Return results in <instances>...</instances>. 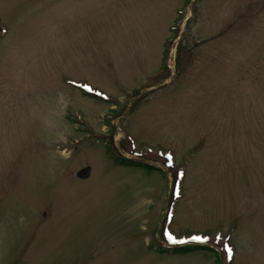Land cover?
<instances>
[{
    "label": "rangeland",
    "instance_id": "obj_1",
    "mask_svg": "<svg viewBox=\"0 0 264 264\" xmlns=\"http://www.w3.org/2000/svg\"><path fill=\"white\" fill-rule=\"evenodd\" d=\"M0 264H264V0H0Z\"/></svg>",
    "mask_w": 264,
    "mask_h": 264
},
{
    "label": "trees",
    "instance_id": "obj_2",
    "mask_svg": "<svg viewBox=\"0 0 264 264\" xmlns=\"http://www.w3.org/2000/svg\"><path fill=\"white\" fill-rule=\"evenodd\" d=\"M116 160L119 163H122V164L140 165V164H138L135 161H131V160H128V159H125V158H120V157H117V156H116ZM145 166H148V165L146 164ZM199 248H205V249H208V250L210 249L208 247H202V246H186V247L177 248L174 251L175 252H186V251H190V250H193V249H199Z\"/></svg>",
    "mask_w": 264,
    "mask_h": 264
},
{
    "label": "water",
    "instance_id": "obj_3",
    "mask_svg": "<svg viewBox=\"0 0 264 264\" xmlns=\"http://www.w3.org/2000/svg\"><path fill=\"white\" fill-rule=\"evenodd\" d=\"M91 173V167H86L78 172L80 178H88Z\"/></svg>",
    "mask_w": 264,
    "mask_h": 264
},
{
    "label": "snow or ice",
    "instance_id": "obj_4",
    "mask_svg": "<svg viewBox=\"0 0 264 264\" xmlns=\"http://www.w3.org/2000/svg\"><path fill=\"white\" fill-rule=\"evenodd\" d=\"M169 238L172 239L171 236ZM197 239H199V238H197ZM228 251H229V253H231L232 250L229 248Z\"/></svg>",
    "mask_w": 264,
    "mask_h": 264
}]
</instances>
